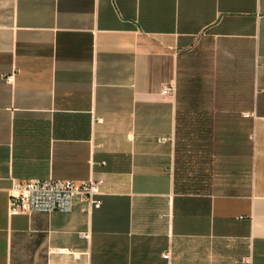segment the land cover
I'll use <instances>...</instances> for the list:
<instances>
[{
	"label": "crops",
	"instance_id": "1",
	"mask_svg": "<svg viewBox=\"0 0 264 264\" xmlns=\"http://www.w3.org/2000/svg\"><path fill=\"white\" fill-rule=\"evenodd\" d=\"M0 264H264V0H0Z\"/></svg>",
	"mask_w": 264,
	"mask_h": 264
},
{
	"label": "built area",
	"instance_id": "2",
	"mask_svg": "<svg viewBox=\"0 0 264 264\" xmlns=\"http://www.w3.org/2000/svg\"><path fill=\"white\" fill-rule=\"evenodd\" d=\"M8 79L13 81L14 74L9 75ZM170 89V86H166L163 91L168 93ZM102 184V179L95 178L84 181L52 177L15 179L10 190L9 214L16 215L34 211H70L77 199L86 202L88 210L99 208L102 204L100 198ZM165 256L168 257L169 253H166Z\"/></svg>",
	"mask_w": 264,
	"mask_h": 264
}]
</instances>
